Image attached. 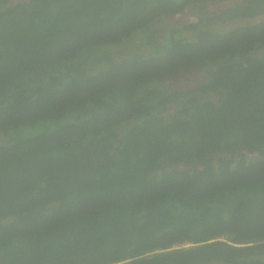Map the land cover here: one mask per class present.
Listing matches in <instances>:
<instances>
[{
  "label": "trees",
  "instance_id": "1",
  "mask_svg": "<svg viewBox=\"0 0 264 264\" xmlns=\"http://www.w3.org/2000/svg\"><path fill=\"white\" fill-rule=\"evenodd\" d=\"M226 1L0 0V264H264V0Z\"/></svg>",
  "mask_w": 264,
  "mask_h": 264
},
{
  "label": "rangeland",
  "instance_id": "2",
  "mask_svg": "<svg viewBox=\"0 0 264 264\" xmlns=\"http://www.w3.org/2000/svg\"><path fill=\"white\" fill-rule=\"evenodd\" d=\"M234 2H236V0H227L226 1V5H228V4H232V3H234ZM182 17H185V19H184V21H188V22H192V21H194V17L191 15V14H189V13H186L185 15H183ZM186 246H188L189 244H185Z\"/></svg>",
  "mask_w": 264,
  "mask_h": 264
},
{
  "label": "built area",
  "instance_id": "3",
  "mask_svg": "<svg viewBox=\"0 0 264 264\" xmlns=\"http://www.w3.org/2000/svg\"><path fill=\"white\" fill-rule=\"evenodd\" d=\"M183 247H186V245H184Z\"/></svg>",
  "mask_w": 264,
  "mask_h": 264
}]
</instances>
